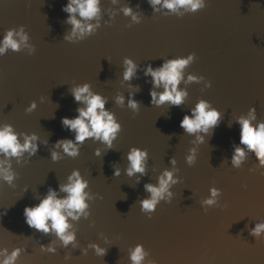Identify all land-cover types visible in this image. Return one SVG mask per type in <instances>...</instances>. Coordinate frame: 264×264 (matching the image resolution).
Returning a JSON list of instances; mask_svg holds the SVG:
<instances>
[{"label":"water","instance_id":"obj_1","mask_svg":"<svg viewBox=\"0 0 264 264\" xmlns=\"http://www.w3.org/2000/svg\"><path fill=\"white\" fill-rule=\"evenodd\" d=\"M205 2L206 7L194 13L181 8L182 16H165L167 9L153 11L148 0H100V13L88 21H98L99 27L83 40L70 42L64 39L72 27L62 10L67 0H39L32 133L38 134L40 147L30 158L26 205L38 203L49 186L66 184L74 168L88 181L85 191L93 198L87 200V217L81 214L69 221L75 240L67 246L55 234L29 227L24 218L18 264H131L137 244L150 253L142 264L148 258L159 264H264V238L249 234L264 222V169H258L252 152L245 153L239 167L231 164L239 144L237 121L248 118L249 109H255L252 127L264 121V0ZM128 6L139 22L124 14ZM190 52L196 58L182 70L178 85L188 93L184 103L152 105V78L144 75L145 66L157 67ZM125 57L138 66L130 81L123 80ZM189 74L205 79L188 82ZM86 82L103 94L105 107L122 130L111 149L89 138L77 157L62 154L54 162L50 150L55 141L74 135L61 118L74 117L83 107L70 90ZM133 93L141 102L136 110L128 106ZM119 97L123 103L117 102ZM200 99L222 113L203 143L196 139L203 133H184L179 124ZM131 146L147 148L148 158L145 173L129 177L126 154ZM96 148L100 156L94 155ZM191 149L196 161L189 165ZM173 156L175 164L169 163ZM113 167L120 170L119 176L113 175ZM165 169L179 181L169 186L171 202L161 199L151 214L142 212L140 201L150 196L144 185H156ZM213 187L221 195L212 205L202 204L211 198ZM50 241L56 253L41 252L40 244ZM91 244L107 249L106 254L98 255Z\"/></svg>","mask_w":264,"mask_h":264},{"label":"clouds","instance_id":"obj_2","mask_svg":"<svg viewBox=\"0 0 264 264\" xmlns=\"http://www.w3.org/2000/svg\"><path fill=\"white\" fill-rule=\"evenodd\" d=\"M153 11L167 9L164 13L167 16L169 13L183 15L178 9L183 8L186 12H196L206 7L205 0H148ZM100 0H67L63 5L62 10L67 13L65 22L70 24L71 31L64 36L67 41L83 40L85 36H90L98 27L99 22L95 24L88 21L94 20L100 13ZM157 5L160 7L157 8ZM124 14L130 15L134 21L139 22L137 16L132 11V6L124 8ZM77 15L80 19H77ZM14 36L16 39H14ZM19 41V43H18ZM28 35L24 32V27L20 26L19 31L6 30L2 40H0V55L4 54L9 49L19 51L21 46L29 47ZM35 48H30V53L34 52ZM196 58L195 52H190L186 56H175L164 60L159 66L153 67L151 63L144 68V75L151 76V88L149 95L150 103L155 106H161L168 103L171 106H180L184 103L188 93L185 89H180L178 85L182 80V70L190 63H193ZM123 64L126 65L123 71V80L130 81L137 72V64L130 58L125 57ZM198 79H205L203 75L189 74L188 82H196ZM163 87L162 92H157L156 89ZM206 86H211V81L207 80ZM136 91H139V86H134ZM71 95L75 102L83 104V107L76 109L77 115L74 117L64 116L61 118L62 126L72 132L73 138H60L53 144L50 150V158L52 161L61 159V155L69 157H77L80 153V146L91 138L107 145L111 149L112 142L122 130L121 123L116 118L115 114L108 111L105 107L106 99L100 92H94L90 89V85L86 82L82 85H76L71 90ZM135 94H130L128 106L134 110L138 109L140 101L134 98ZM118 103H123V97H119ZM37 107L35 101H31L25 108V112L31 113ZM255 109H249L248 118H240L239 124V144L233 148L231 156V164L234 167H239L245 159L246 152L255 154V158L259 162L258 169H264V121L252 127L254 120L253 113ZM221 111L212 105L207 99L198 100L194 107L186 112L179 124L187 134L203 133L198 135L196 139L204 142L206 135H210L212 130L221 120ZM22 141V142H21ZM40 142L37 133H18L11 123L0 125V155L4 158L0 159V179L11 184L14 179V172L11 170V159L15 158L19 163L20 158L24 153H28L29 158L33 157L39 150ZM94 155L100 156L99 148L94 149ZM148 158L147 148L139 146H131L126 154V159L129 164L125 170V174L129 177L136 173H145V164ZM189 165L196 161L195 149L190 150V154L186 157ZM169 163L175 164V157L169 158ZM250 172L253 170H249ZM264 175V171H261ZM113 175L119 176L120 170L113 167ZM66 184H59L58 189L51 186L43 196L39 198V202L26 205L23 210V215L27 225L46 235L55 234L64 246L74 242L75 232L69 231L71 227L69 221L77 220L83 214L88 216L89 205L87 200L92 199L85 189L88 187V181L81 175L80 170L74 168L67 177ZM139 182V178H137ZM179 181L173 179V171L165 169L158 177L156 185L146 183L145 190L150 193L140 201V210L151 214L156 209V205L161 199L166 202H171L172 193L169 191L170 184H176ZM246 187V185H242ZM58 192L66 193L65 196L58 195ZM211 198L202 202L204 205H212L215 202V197L221 195V190L215 187L210 189ZM167 194V195H166ZM102 198V197H101ZM207 208L204 211L207 212ZM151 216V215H149ZM250 235L255 239L264 238V222L257 223L250 230ZM89 247L94 251L104 256L107 249L96 244H91ZM41 252L56 253V248L50 241L47 245L40 244ZM22 249L14 248L10 253L7 249L0 250V255L4 258L0 259V264H15L20 256ZM150 253L145 250L142 244H137L130 253L131 264H142ZM70 258L65 255V260ZM147 264H159L156 259H147Z\"/></svg>","mask_w":264,"mask_h":264}]
</instances>
